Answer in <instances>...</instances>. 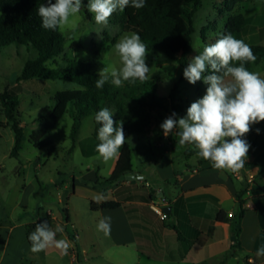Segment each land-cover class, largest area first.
Here are the masks:
<instances>
[{
  "label": "rangeland",
  "instance_id": "1",
  "mask_svg": "<svg viewBox=\"0 0 264 264\" xmlns=\"http://www.w3.org/2000/svg\"><path fill=\"white\" fill-rule=\"evenodd\" d=\"M87 3L88 0H82L84 7L81 11L70 17L69 24L60 29L65 37L64 52L47 62V67H63L68 59L90 62L92 71L96 74L104 67L111 70L122 66L114 45L124 35L135 31L123 26L122 12L119 10L113 13L107 26L97 25L93 14L89 13L88 16L86 13ZM238 15L245 19L238 39L249 46L264 47V0H203L196 16V33L188 54L189 60L200 54L206 45L214 43L219 34L224 33L228 20ZM147 51L146 64L150 68L148 79L143 82L136 80L135 83L125 81L121 87L112 85L110 80L108 82L118 92L132 88L138 95V101L110 102L105 106L113 112L112 118L117 126L122 124L123 127L131 119L137 121L138 125L141 123L145 126L143 133L130 134L126 139L133 148L136 169L143 165L153 166L155 161L168 157L181 164L186 150L192 145L179 144L178 128L174 129L172 135L165 136L160 125L174 111L179 118L186 116L191 103L202 98L208 87L203 79L194 85L186 79L182 80L183 70L175 61L160 51ZM34 57L33 52L16 44L2 48L0 52V95L8 89L11 95L19 98L17 110L22 115L21 124L25 128L19 158L9 155L15 142L14 131L11 127L0 128V222L31 224L45 218L49 212L65 218V211H68L76 229H84L87 207L84 196L90 193L84 187L86 182L82 175L87 174V169L90 168L109 177V171L117 157L105 161L96 152L98 141L93 136V114L87 115L78 123L75 138L72 137L75 122L69 114H65L55 130L46 137L55 148L51 154L30 142V135L38 129V121L50 112V98L59 91L80 89L75 83L59 79H32L17 83L26 61ZM253 72L264 79V60L254 66ZM206 73L207 71L203 75ZM177 84L179 92L176 101L172 103L170 94ZM173 104L180 109L175 110ZM2 110L0 104V114ZM254 128L256 124L250 125V131L242 137L248 138V144L250 132ZM73 178L76 179V194H72ZM243 180L242 177L241 182ZM64 186L68 189L64 190ZM164 203H169L167 198L156 205L162 206ZM249 203L252 209L264 214V198L254 199ZM76 229L70 224L71 233ZM116 256L123 258L118 251ZM94 257L97 262H104L102 257ZM244 257L245 254L241 253L237 259H232L227 264H245ZM56 258L57 256L46 259L43 253L36 256L37 264H56Z\"/></svg>",
  "mask_w": 264,
  "mask_h": 264
},
{
  "label": "crops",
  "instance_id": "2",
  "mask_svg": "<svg viewBox=\"0 0 264 264\" xmlns=\"http://www.w3.org/2000/svg\"><path fill=\"white\" fill-rule=\"evenodd\" d=\"M255 124L245 162L252 167H243L236 173L204 167L201 163L204 159L198 154L182 159L181 164L171 157L137 169L133 163L130 175L140 178H126L115 185L105 184L108 177L88 168L87 174L82 175L84 187L90 193L84 196L87 201L84 229H76L69 215L65 218L52 212L46 215L51 218L49 227L53 231L58 224L64 229L56 233V239L70 242L68 253L62 254L55 247L33 253L26 230L30 223L1 221L0 264H37L39 253L46 259L57 256L56 264H227L241 253L249 264H264V256L257 255V250L264 247V214L252 209L249 203L264 198V121ZM242 177L250 184L245 196L247 211L242 222V249L231 253L235 238L230 223L217 221V216L220 212L226 213L229 219L235 215ZM75 183L73 178L72 194H76ZM97 196L102 197L100 203L96 202ZM150 196L155 200L151 202ZM165 198L169 203L162 206L170 207L171 214L163 222L153 206ZM92 202H115L121 206L94 211ZM104 217H111V231L107 236L97 230L99 220ZM70 224L77 231L71 233ZM116 251L123 258L118 259ZM94 256L102 257L104 262H97Z\"/></svg>",
  "mask_w": 264,
  "mask_h": 264
},
{
  "label": "trees",
  "instance_id": "3",
  "mask_svg": "<svg viewBox=\"0 0 264 264\" xmlns=\"http://www.w3.org/2000/svg\"><path fill=\"white\" fill-rule=\"evenodd\" d=\"M47 2L48 0H0V52L2 48L16 44L19 47H26L29 52L35 54L34 58L26 61L16 80L17 83L32 79H59L75 83L80 87L76 90L55 93L50 98L49 114L38 121V129L30 135L29 140L35 147L40 150H48L51 154L55 148L46 140V137L55 130L65 114H69L75 122L72 130L73 138L76 136L78 123L87 115L93 114L95 126L93 136L97 139L100 125L94 120L95 113L101 108H105L110 102L138 101V95L132 88L118 92L108 82L103 88L97 89L95 82L99 75L92 71L90 62L68 59L65 66L57 69H51L45 65L50 60L60 56L65 47V37L60 29L47 30L41 26V18L37 10L40 5L47 4ZM202 3L203 0H145V6L141 9L126 7L121 14V21L128 30H133L140 35L148 50L164 53L184 70L190 61L188 54L196 33V16L202 7ZM86 13L90 16L87 10ZM244 24L243 16H234L228 20L223 34L231 33L238 39ZM250 47L256 56V60L255 62H245L244 66L248 71L253 72L254 66L264 60V47ZM233 66H240V62H234ZM207 74L209 73L207 72ZM181 79L185 80L184 76ZM178 92L179 86L177 84L170 94L172 103L176 101ZM151 98L153 97L151 96ZM0 104L3 109L0 114V128L11 127L14 131L15 142L10 156L19 158L25 139V128L21 124L22 115L17 110L20 100L17 96L11 95L7 89L0 95ZM173 108L175 110L180 109L175 104H173ZM177 118H179L178 115ZM144 127L143 124L138 125L137 121L131 119L123 126L125 138L127 139L130 134L143 133ZM173 132L174 129L170 135ZM196 154H198V149L192 145L186 150L185 158L189 159ZM201 163L204 164V167H212L210 161L203 160ZM244 167L250 169L252 165L245 163ZM132 173L133 149L125 141L119 150L115 168L104 183L108 185L121 183ZM249 185L247 181L242 182V186L237 192L236 213L232 218L229 219L224 212H220L217 216V221L230 223L231 233L235 238V242L231 246V253L236 249H242V222L247 211L245 196L248 193ZM154 200L155 198L150 196V201ZM120 206L121 204L115 202L91 203V208L94 211L113 210ZM65 213L67 217V211ZM43 221H47L50 225L51 218L46 216L37 222L28 224L26 226L27 235L29 236L35 230L36 225ZM73 240L76 241L75 238ZM245 264H249L247 259H245Z\"/></svg>",
  "mask_w": 264,
  "mask_h": 264
},
{
  "label": "clouds",
  "instance_id": "4",
  "mask_svg": "<svg viewBox=\"0 0 264 264\" xmlns=\"http://www.w3.org/2000/svg\"><path fill=\"white\" fill-rule=\"evenodd\" d=\"M129 6L141 9L145 0H88L86 7L97 25L107 26L114 12H123ZM83 7L82 0H55V3L48 0L47 4L39 6L37 13L44 29L57 30L68 25L69 18ZM114 48L122 66L111 70L104 67L95 82L97 89L103 88L109 80L112 85L121 87L125 81L135 83L148 79V51L139 34L124 35ZM255 60L251 47L243 40L231 33L219 34V38L191 58L183 70V76L190 84L203 79L208 85L206 94L191 103L186 116L177 118L173 112L167 117L160 125L164 135L168 136L178 128L180 145H194L198 155L210 161L214 169L239 172L245 166L250 148L242 137L250 131V125L264 121V79L244 66L245 62ZM234 62H240V66H233ZM206 71L209 74L203 75ZM228 77L231 79H226ZM112 116L113 112L106 107L94 115L95 122L100 125L96 152L105 161L117 157L126 141L122 124L117 126ZM101 200V196L96 197L97 203ZM97 230L109 235L111 217L100 219ZM63 231L59 224L53 231L47 221L38 223L28 236L30 250L38 253L55 247L66 255L70 242L56 239V233ZM257 255L264 256V247L257 250Z\"/></svg>",
  "mask_w": 264,
  "mask_h": 264
},
{
  "label": "built area",
  "instance_id": "5",
  "mask_svg": "<svg viewBox=\"0 0 264 264\" xmlns=\"http://www.w3.org/2000/svg\"><path fill=\"white\" fill-rule=\"evenodd\" d=\"M153 208H154L155 212L158 214L161 221L165 222L167 219H169V215L164 211V206H157L155 204L153 206Z\"/></svg>",
  "mask_w": 264,
  "mask_h": 264
},
{
  "label": "water",
  "instance_id": "6",
  "mask_svg": "<svg viewBox=\"0 0 264 264\" xmlns=\"http://www.w3.org/2000/svg\"><path fill=\"white\" fill-rule=\"evenodd\" d=\"M126 178H127V180H135V179L140 178V177L137 175H128ZM164 211L168 215L171 214V208L170 207H164Z\"/></svg>",
  "mask_w": 264,
  "mask_h": 264
}]
</instances>
